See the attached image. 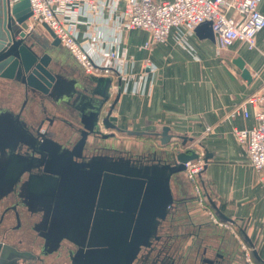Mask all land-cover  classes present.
<instances>
[{
	"label": "crops",
	"instance_id": "1",
	"mask_svg": "<svg viewBox=\"0 0 264 264\" xmlns=\"http://www.w3.org/2000/svg\"><path fill=\"white\" fill-rule=\"evenodd\" d=\"M120 10L119 7L114 13L104 7L97 14L85 12L78 16L77 38L91 43L87 50L94 61L100 60L101 49L126 54L119 70L112 64V75L93 76L63 46H51V54L56 58L52 68L60 74L62 86L57 100L65 99L60 95L63 88L73 87L85 88L87 94L98 100H102L105 90L108 96L112 95L109 106L103 108L111 106L109 121L117 128H103L109 134L102 141L106 150L129 148L149 160L161 157L160 152L167 148L160 144L166 126L172 138L180 137L184 142L183 149L191 144L203 158L208 153L201 173L202 180L208 183L205 185L208 208L221 219L234 222L253 247L255 260L264 264V173L260 179L232 132V127L253 126L254 110L248 106L247 117L240 112L228 116L235 103L245 100L264 83V27L256 34L252 48L235 41L220 49L215 38H200L194 28L189 31L175 26L163 42L146 49L143 44L150 37L147 30H119ZM259 10L264 13V0ZM235 56L244 60L251 73L250 81L242 78L240 69L232 63ZM146 58L154 71L146 68ZM99 78L103 81L96 85L93 79ZM4 80L0 78V90L5 87L11 97L7 96L0 107L18 112L24 106L26 111L31 100L16 92V86L10 89L12 81ZM138 83L139 94L135 92ZM49 100L53 105L54 101ZM61 105L65 106L63 102ZM45 123H49V118ZM177 178L178 184L172 187L176 206L158 232L161 241L168 242V253L179 256L180 264H206L204 260L212 261L207 264H245L232 233L211 222L206 211L195 202L185 173L181 172Z\"/></svg>",
	"mask_w": 264,
	"mask_h": 264
},
{
	"label": "water",
	"instance_id": "2",
	"mask_svg": "<svg viewBox=\"0 0 264 264\" xmlns=\"http://www.w3.org/2000/svg\"><path fill=\"white\" fill-rule=\"evenodd\" d=\"M1 2L0 78L15 80L23 86L25 94H29L35 100L50 99V97H52L53 101L57 100L53 98V94L57 93L56 91L59 89L60 74L54 72L52 68L56 58L51 54L50 49L51 46L60 44L59 38L44 22L41 23L44 32L33 30L32 33H28L21 29L22 23L31 15L28 0H1ZM7 18L13 27L11 32L7 28ZM194 31L200 38H209L210 40L215 38L210 21H203L197 24L194 27ZM232 63L240 69L242 78L248 81L251 80V73L245 66L241 56L233 57ZM93 81L97 85L103 80L99 78L93 79ZM106 87L105 89H107ZM86 91L88 90L85 88L74 87L70 92L72 101L78 98L89 100V105L86 106L87 112L84 108L75 107L78 113L75 116V120L82 124L79 144L82 143L83 149L88 141L97 139V135L103 139L108 137L109 134L100 131L101 126L103 128H117L109 121V115L112 112L111 106L104 114V117H101L104 112L103 107L108 102V92L105 90L102 100H98L93 95L87 94ZM91 101L95 102V106ZM16 117L17 121L22 125L21 134H19L17 140L15 139L19 143L17 144L19 147H16L17 149L13 151V145H9L8 148L11 150L2 153L5 158L3 160L0 159V186L6 183L4 185L9 187L14 181L18 183L23 173L27 171L24 168L27 159H32L31 156L26 155L30 154L29 151L32 153L37 152L42 156L45 155V159L42 158V166L44 168L36 177L33 174H29V177L39 179L40 184H42L38 191V197H46L47 203L50 201L52 204L59 203L61 195L66 191L67 184L69 182L74 184L76 179L69 174V176L63 175V170L55 173L52 170L47 171L46 167L48 165L52 166L54 158L57 157L59 158L58 162L67 161V164H70V161H73V159H70L73 154L72 148L69 149L68 146H65L66 141L60 143L51 133L41 132L39 130L41 125L35 128L29 116L23 118L18 114ZM84 119H86L87 123H85ZM100 124L102 125L100 126ZM129 133L134 132L129 131ZM6 136L10 139L16 137L15 135L12 136L11 132H8ZM172 137L173 135L168 133L167 127L164 126L161 132L160 144L167 145V148H163V151L160 152L162 154L161 157L149 160L142 156L139 159L126 162L123 159L111 161L116 166L117 176L121 177L125 186L122 184L124 191L118 193L114 198V203L119 207L116 213L122 218L120 233L118 231L113 237L103 236L104 241L99 246L104 258V264H132L136 259H139L143 248L150 247V239L161 227L162 222L169 216L173 206H176L175 203L177 202L174 199L172 187L178 184L177 177L178 174L184 171V163L187 160L198 158L199 153L194 149H183L184 146L182 144L184 142L180 141V137L176 138V141ZM89 138L90 140H88ZM208 156L209 154L205 152V161H207ZM86 157L90 158L91 156ZM107 157L105 155L104 169L109 171L110 166ZM40 158L41 156H38V159ZM58 162L57 164H59ZM15 164L18 165L17 170H15ZM84 164L89 167L88 163ZM78 166L80 167L79 169L73 167V170L77 172V176L81 178L87 175L85 172L88 170H82V165ZM29 180L28 178H22L21 187L26 186ZM51 180L53 183L50 182ZM44 181L47 183H44ZM125 217H130L129 223H123ZM89 243L90 248L95 246L92 243V239H90ZM12 249L16 250L17 248L15 249L10 242L2 248L0 257L4 260V264L18 261L19 256ZM16 252L19 254L26 253L28 256L32 255L26 250L23 251L25 253L22 251ZM151 252L152 249L148 253ZM254 254L256 255L255 252ZM156 257H158V254ZM209 261L212 262L211 260Z\"/></svg>",
	"mask_w": 264,
	"mask_h": 264
},
{
	"label": "flooded vegetation",
	"instance_id": "3",
	"mask_svg": "<svg viewBox=\"0 0 264 264\" xmlns=\"http://www.w3.org/2000/svg\"><path fill=\"white\" fill-rule=\"evenodd\" d=\"M6 22L7 28L11 32L13 27L11 26L8 18ZM0 25H2V18L0 20ZM20 27L21 29H23V26ZM32 32L33 31H29L28 33ZM2 33L4 36L3 31ZM5 80L8 81V79ZM12 84L17 87L16 92L23 94L25 96V99L27 100L29 94H25V89H23V86L17 83L15 80L12 81ZM58 85L59 89L58 91H56L57 93L62 89H60V79ZM4 89L6 88L4 87ZM63 89L65 90H62L60 95H63L64 98L68 101V103L66 104L68 109L66 122H60V120H58L59 117L52 110L53 108L50 104L51 101L49 99L43 98L41 100L33 101V103L37 102L38 106H41L44 109L47 108L48 113L44 116H38L34 121L33 126L36 128L38 125H41L39 130L44 133L49 132V128H52L55 134L51 133V135L60 143H62V141H60L61 139L66 141V145H64L68 146L69 149L72 148L71 150L73 151V154L71 155L72 157L70 156V159H73L74 162L70 161V164H67V161L60 163L58 162L59 158L57 157L54 158L52 166L48 165L46 167L47 171L52 170L53 172L57 173L63 170V175H70L76 180L74 184H72L71 182L67 184L65 188L66 191L64 190V194L61 195V200L59 203L52 204L51 201L47 203L48 200L46 197H38V191L40 189V185H42L40 184V180L29 177V174H33V176L36 177V175H39L41 173L44 168V166H42V161L43 159H45V155L42 156L37 152L32 153L31 151H29L30 154L26 156H31L32 159H27V163L24 166L27 171L23 173L18 183L17 181H14L9 187L4 185L6 183L0 186V188L2 187L0 189V254L2 248L8 243L9 237L13 235L12 233L17 229H21V212L18 209V203L15 200L18 194H20L21 197L22 195H24L22 198L25 201L24 203L27 205L23 208L26 214V220H30L28 221L30 222L28 223L29 226L26 227L27 231H29L31 229V226L33 227L34 225L38 227L43 226L45 231L41 232L40 230L37 233L39 235H42L41 237H45L47 232H50L53 227L58 229V234H61L60 232H66L65 230H67L68 235L66 236V238L61 237V239L62 247L69 250L67 253V259L69 260L68 264H104V258L101 254L99 246L100 243L104 241L103 236L113 237V235H115L118 231L120 233V227L113 231H110V227L107 226L108 221L112 219V217L115 215V211H117L119 207L114 203V201L109 206L100 203L99 196L100 194H103L105 192V181L111 182L113 179L117 184V195L118 193L124 191V181L121 180L120 176H117L116 166L114 163H111V159H123V161L126 162L128 160H133L134 157L129 148L128 150L119 148H110L106 150V148L103 146V138L98 135L97 139L88 141V143L84 145L83 149V146H81L82 143L79 144L82 124L78 123L75 120V116L78 114L75 107L78 106L85 109L86 106L89 105V100H82L78 98L72 101L73 99L70 98V92L74 89V87L69 88L68 90L66 88ZM57 93L53 94V98L58 99ZM111 96L112 95L110 94L108 97V102H106L104 106L107 107ZM50 99H52V97H50ZM94 103L95 102H92V104L95 106ZM107 110L106 108H104V112L101 115L102 118L104 117V114L107 112ZM17 111L18 112H16V115L14 117H2V122L6 124L5 127H0V139L2 140L0 141V148H2L0 149L2 150L0 152V159L2 160L3 158H5L4 154L2 153H6L7 151L11 150L8 148L9 145H13V151L17 149L16 147H19V145H17L19 143L16 142V140L19 134H21L22 125L19 123V121H17L16 116L18 114L21 116V113L25 111L24 106H21ZM50 112L53 113L52 116H50ZM22 117L25 118L28 117V115L25 114L22 115ZM48 118L49 123L46 124L45 120H47ZM84 120L85 123H87L86 119ZM101 125L102 124H100V126ZM100 131L104 133L102 126L100 128ZM8 132H11L12 136L15 135L16 137L11 138L10 140L3 139L6 138ZM88 140H90V138ZM108 150H110V152ZM22 152H24V150H22ZM105 155L108 156L107 161L109 162L108 164L110 166L108 175L106 174V170L104 169ZM38 156H41V158L38 159ZM86 156L91 157L87 158ZM57 162L59 164H57ZM84 163H88L89 167H86ZM77 164L83 166L81 168L82 170H88L87 172L84 171L85 173H87V175L81 178L77 176V172L73 170V167L77 169L80 168ZM17 169L18 165L15 164V170ZM22 178H28V180L30 178V180L28 181L29 183L24 187H21ZM50 182L53 183L52 180ZM44 183L47 182L44 181ZM5 197H11L12 202L9 203L7 199H5ZM124 222L129 223L130 217H125L123 223ZM158 232L159 230L156 231V233L150 239V247L143 248L141 253L142 255H140L139 259H136L132 264H153V262L155 264V261L156 264H159L157 262H160V264L181 263V258L179 256L177 257L179 259L178 261L175 256L167 253L168 242L167 240L164 241V239L161 241ZM90 239H92V243L95 245L92 248L89 247ZM20 240L23 241V237L20 238ZM63 242L67 243L68 245H63ZM38 246L39 253L35 256L36 263L45 264V261L47 260L46 258L49 255L53 256V258H51L50 264H56L57 262L61 261L60 253L58 251L54 252L55 250L53 251V249L49 248L47 245H43L42 242H40ZM150 249H152V252L148 253L150 252ZM19 251L23 252L24 250L19 249ZM26 251L28 252V250ZM54 254L56 255L54 256ZM157 254L158 257L154 259ZM150 258L152 259L151 261L149 260ZM1 259L2 258L0 257V260ZM157 259H159L160 261H158ZM204 261L206 262V264L210 262L209 260ZM1 264H4V260Z\"/></svg>",
	"mask_w": 264,
	"mask_h": 264
},
{
	"label": "built area",
	"instance_id": "4",
	"mask_svg": "<svg viewBox=\"0 0 264 264\" xmlns=\"http://www.w3.org/2000/svg\"><path fill=\"white\" fill-rule=\"evenodd\" d=\"M31 15L29 27L34 23H46L59 38L60 44L75 58L81 68L93 75H112V64L119 70L126 61V54L118 51H108L105 55L116 59L94 61L86 49V41H79L78 16L85 12L98 13L104 7L112 12L119 11L118 28L127 31L135 28L147 30L150 34L143 47L150 49L152 45L163 42L172 27H183L192 30L203 21H210L220 49H226L235 41L245 43L249 48L255 45L256 34L264 27V13L259 10L262 0H28ZM231 12V14H229ZM102 58V56H101ZM144 64L149 71H154L150 60L146 58ZM118 73H121L118 71ZM140 90L136 88L137 92ZM248 106L254 110L255 124L249 128L232 127L236 140L244 147L250 165L261 175L264 173V83L261 88L245 100L235 103L228 116L232 117L240 112L248 116ZM186 145L185 149H192ZM196 151V150H195ZM197 152V151H196ZM198 153V152H197ZM205 159L187 160L184 172L188 183L192 187L195 202L206 211L211 222L229 230L240 243L245 264H260L253 257V247L238 232V227L232 221L221 219L207 206L206 191L199 186V178L205 167ZM203 183V182H202Z\"/></svg>",
	"mask_w": 264,
	"mask_h": 264
},
{
	"label": "rangeland",
	"instance_id": "5",
	"mask_svg": "<svg viewBox=\"0 0 264 264\" xmlns=\"http://www.w3.org/2000/svg\"><path fill=\"white\" fill-rule=\"evenodd\" d=\"M1 11H2V2L0 0V20H1V15H2ZM29 23H30V20H26L25 22L22 23V26H23V29L25 32H29V31H33V30H36L38 32H42V31L44 32V29L42 28L41 23H34L35 25L32 29L28 28ZM88 45L91 46V43H89V42L87 43V40H86V46H85L86 49H87ZM108 51H113V50L101 49L100 55L102 56V58H100V60H105V61L107 60L108 62H111V63L116 62V59L109 57V56L104 54V53H107ZM0 84H1V81H0ZM12 86H15V85L14 84L10 85V87H11L10 89L13 88ZM139 88H140V84L138 83L137 89H139ZM1 90H3L4 92ZM1 90H0V106H2L5 103L7 96H9V98L11 97V93L9 92L8 89H1ZM136 93L139 94L140 92L137 91ZM28 99L31 100V105L28 109H26L25 112L21 113V116L24 113H26L29 116L30 120L34 123V121L37 119L38 116H44L48 113V111H47V108L44 109L41 106H38L37 102L33 103V101H37V100L32 99L31 96H29ZM62 102L65 104V106L61 105ZM67 103H68L67 99L55 100L53 102V105L51 106L53 108V109L52 108L51 109L59 117L58 120H60V122H66L67 115H68V109H67V105H66ZM15 115H16V112H13L11 110H5L4 108L0 107V127L3 128V126L4 127L6 126V124L2 122V117L8 118V117H14ZM49 133L55 134V132L52 128L49 129ZM176 138L177 137L173 138L174 141H176L175 140ZM3 139L10 140V138L7 136H6V138H3ZM0 141H2V140L0 139ZM60 141H62V143L64 142L63 139H61ZM0 149H2V148H0ZM126 150H128V148H126ZM1 151L2 150H0V152ZM134 151H135V149H134ZM141 152H144V151H141ZM132 154L134 157L133 160L139 159L140 157L144 156V155H140V154H136V153H132ZM111 161H116V160L111 159ZM108 172L109 171H106L107 175H108ZM202 182H204V183H202ZM205 185H208V183H205V181H203L202 178H199V186H202V188L204 190H206ZM104 186H105V192L103 194H100V196H99L100 201L99 202L109 206L114 201V198L117 196V184L115 183V180L113 179L111 182L105 181ZM5 199H7V201L9 203L12 202L11 197H7V198L5 197ZM15 200L17 201V203H18L17 207L21 212V229L18 231V233H15V235H14L15 237L10 236L9 237L10 240L8 242L12 243V245L14 246L15 249L17 248L16 250L12 249V251H14V253L17 256H19V259H18V261L12 262L10 264H38L35 261V256L39 253V246L38 245L40 244V242H42L43 245H47L49 248L53 249V251L55 250L54 252L58 251L60 253L61 261L57 262L56 264H68L69 260L67 259V255H68L67 253L69 250L66 248L64 249L62 247V239H61V237L66 238V236L68 235V231L65 230L66 232H60L61 234H58L57 233L58 229L53 227L51 229L52 231L50 230V232H47L45 237H41L42 235H39L37 233L40 230H41V232L45 231L43 226L38 227V226L34 225L33 227L31 226V229L29 231H27L26 227L29 226L28 223H30V222H28V221H30V220H26V214H25V211L23 210V208L27 205L24 203L25 201L23 200V198L21 197L20 194H18V196H17V198H15ZM33 210H34V207H33ZM105 212H106V208H105ZM116 212H118V211H115V215L107 223V226L110 227V231H113V230L119 228L120 226H122V218H120L119 214ZM23 229H25V230H23ZM158 230H160V227L158 228ZM227 231H229V230H227ZM16 236H19V237H16ZM20 236L23 237V241L20 240V238H22ZM65 244L68 245L67 243L63 242V245H65ZM237 245H238L239 251L242 254V251L240 248V243L237 242ZM18 249L28 250V252L32 253V255L28 256L26 253L25 254H19L16 252V251H19ZM55 255L56 254H54V256ZM51 258H53V256L49 255L46 258L47 260L45 261V264H50ZM156 258L157 257L155 256L154 259H156ZM175 258H177V257L175 256ZM149 260L151 261L152 259L150 258ZM157 260L160 261L159 259H157ZM2 261H3V259L0 260V264L2 263ZM178 261H179V259H178ZM181 261H182V259L180 260V262ZM145 264H148V263H145ZM153 264H154V262H153ZM159 264H160V262H159Z\"/></svg>",
	"mask_w": 264,
	"mask_h": 264
},
{
	"label": "trees",
	"instance_id": "6",
	"mask_svg": "<svg viewBox=\"0 0 264 264\" xmlns=\"http://www.w3.org/2000/svg\"><path fill=\"white\" fill-rule=\"evenodd\" d=\"M204 183V182H203ZM205 188H206V186H205Z\"/></svg>",
	"mask_w": 264,
	"mask_h": 264
}]
</instances>
